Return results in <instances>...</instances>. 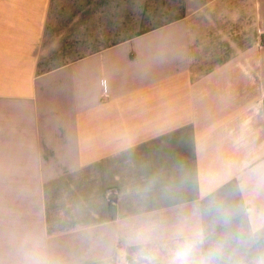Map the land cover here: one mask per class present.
Returning <instances> with one entry per match:
<instances>
[{
  "label": "crops",
  "instance_id": "crops-1",
  "mask_svg": "<svg viewBox=\"0 0 264 264\" xmlns=\"http://www.w3.org/2000/svg\"><path fill=\"white\" fill-rule=\"evenodd\" d=\"M185 242L264 264V0H0V264Z\"/></svg>",
  "mask_w": 264,
  "mask_h": 264
},
{
  "label": "clouds",
  "instance_id": "clouds-1",
  "mask_svg": "<svg viewBox=\"0 0 264 264\" xmlns=\"http://www.w3.org/2000/svg\"><path fill=\"white\" fill-rule=\"evenodd\" d=\"M193 243L185 242L177 248L169 264H215L216 250L209 251L199 259H193Z\"/></svg>",
  "mask_w": 264,
  "mask_h": 264
},
{
  "label": "rangeland",
  "instance_id": "rangeland-1",
  "mask_svg": "<svg viewBox=\"0 0 264 264\" xmlns=\"http://www.w3.org/2000/svg\"><path fill=\"white\" fill-rule=\"evenodd\" d=\"M4 193H6V192H4ZM7 193H9V192H7Z\"/></svg>",
  "mask_w": 264,
  "mask_h": 264
}]
</instances>
